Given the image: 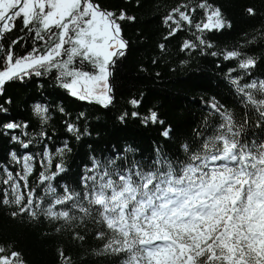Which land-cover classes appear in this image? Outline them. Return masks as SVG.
<instances>
[{"label":"snow or ice","instance_id":"6c2138e0","mask_svg":"<svg viewBox=\"0 0 264 264\" xmlns=\"http://www.w3.org/2000/svg\"><path fill=\"white\" fill-rule=\"evenodd\" d=\"M197 9L204 11V17L194 22ZM247 11L254 14L251 8ZM125 19L135 17L127 16L124 11L119 14L106 11L94 0H0V53L3 54L0 95L4 94L7 82L47 77L55 72L58 85L71 96L107 108L114 99L109 84L111 69L128 48L120 23ZM17 21L20 31L33 37L31 51L22 56L13 49L23 37L13 39L5 50L6 35L17 28ZM162 23L169 29L165 40L185 30V26L192 32L193 39L186 40L181 51L204 52L213 47L204 38L205 32L231 27L221 10L209 0L193 7L182 3L168 12ZM158 47L163 51L165 44ZM210 54L217 55L215 51ZM223 59H238V68L242 70L254 68L257 63L241 50L227 51ZM85 65L92 70L86 71ZM236 71L230 69L229 75ZM242 80L238 75L229 83L242 97L241 103L255 110L258 116L255 126L261 127L264 98L257 99V94L264 97V79H249L244 83ZM129 103L138 108L141 100L133 98ZM208 107L219 115L221 122L198 144L182 143L179 151L183 158H172L157 149L150 161L132 159L118 164L117 161H127L128 157L114 149L113 156L90 157L91 163L85 166L80 178V190L64 184L58 192L53 184L66 171L62 158L71 151L67 142L55 152L46 145L39 160L32 153L18 155L13 150L9 153V163L0 164V171L6 177L0 180L4 186L0 203L18 209L12 212L13 217L27 214L36 219L39 213L69 224L86 222L95 208L98 222L111 234L102 252L124 254L123 264H264V141H242L247 119L237 126L232 113L218 102L213 101ZM33 111L41 124H47L50 118L47 104L36 103ZM59 111L63 113L64 109ZM0 113H7L3 105ZM83 116L81 113L76 119ZM129 117L140 118L145 125H164L156 110H149L143 116L138 111L123 112L118 120L123 123ZM0 127L5 134L12 132L11 141L22 149L32 145V139L27 142L22 139L28 136L23 131L28 128L27 123L10 121ZM66 128L80 139V129L75 123L66 122ZM16 130L22 131L17 135ZM170 131L165 127L161 135L167 139ZM38 135L50 139L47 132ZM122 151L132 153L133 149ZM56 157L61 160L53 172L51 167ZM37 163L42 169L37 184L44 186L39 196L36 187H29V177ZM96 236L104 240L106 232L98 231ZM0 264L24 262L19 252H7L0 246ZM65 264H70V260L65 258Z\"/></svg>","mask_w":264,"mask_h":264},{"label":"trees","instance_id":"16d2710c","mask_svg":"<svg viewBox=\"0 0 264 264\" xmlns=\"http://www.w3.org/2000/svg\"><path fill=\"white\" fill-rule=\"evenodd\" d=\"M106 11L119 14L124 11L134 20L120 21L123 38L128 42L126 54L116 60L113 71V95L111 105L105 108L96 102L81 101L61 88L55 72L47 77H31L23 81L13 80L5 84V92L0 95V105L7 113H0V125L10 121L27 123L28 136L22 137L27 142L32 139L29 149L24 150L10 139L12 132L5 134L0 127V164L10 161L9 153L13 150L18 155L32 153L39 160L45 146L55 152L65 142L71 148L63 156L66 171L53 181L58 192L61 185L67 184L80 190V178L85 166H89L90 157L103 159L113 156V150L132 159L150 161L159 149L172 158H183L179 151L182 143L198 144L204 136L211 135L221 122L219 115L208 105L213 101L227 108L233 115L237 126L247 119V126L241 134V140L255 139L264 141V125L256 127L257 113L252 106L245 107L229 80L242 76V83L249 79H264V0H209L213 7L221 10L223 17L231 27L222 31L205 32L204 38L213 47L201 52L181 51L186 40H192V32L185 30L165 40L169 29L162 23V18L174 7L182 3L195 6L202 0H94ZM254 11L253 15L248 9ZM204 17V11L197 9L194 22ZM199 35V33H197ZM23 37L13 51L24 55L31 51L33 37L26 31L21 32L19 21L17 28L6 35L5 50L13 40ZM163 43L162 51L158 46ZM230 50H241L245 56L254 57L256 66L249 70L238 68V59L224 60L223 54ZM215 51L216 56L210 53ZM3 54L1 53L0 59ZM153 61H156L153 63ZM237 71L229 75V70ZM86 71H91L85 65ZM159 74V75H157ZM141 100L138 108H133L129 101ZM264 98L257 94V99ZM10 100L11 103H5ZM47 104L50 108L47 124H41L35 115L33 105ZM60 108L64 112L59 111ZM149 110H156L164 125L151 123L145 125L140 118L129 117L123 123L118 117L123 112L138 111L141 116ZM81 113L84 116L80 119ZM67 123H75L80 129V139L69 133ZM170 128V137L164 138L162 130ZM22 130H16L17 135ZM40 132H47L48 138L41 139ZM199 133V136L197 135ZM131 147L132 153L122 150ZM60 157L53 159L51 171L56 170ZM18 167V166H16ZM15 172V167L12 169ZM39 163L29 177V187H36V194L42 195L43 185H38ZM6 178L0 171V180ZM0 183V191L3 189ZM23 187V186H22ZM2 199V196H0ZM48 198L45 197V203ZM18 211L14 205L0 203V246L7 252L17 251L24 264H123L124 254L112 255L102 252L111 234L107 232L92 209V216L84 223H66L47 219L38 213L36 219L27 214L12 216ZM78 216L79 213H76ZM105 231L104 240L96 233ZM77 236L84 237L83 240ZM61 253L64 255L62 256Z\"/></svg>","mask_w":264,"mask_h":264},{"label":"water","instance_id":"95a60500","mask_svg":"<svg viewBox=\"0 0 264 264\" xmlns=\"http://www.w3.org/2000/svg\"><path fill=\"white\" fill-rule=\"evenodd\" d=\"M0 55H1V53H0ZM111 71H112V69H111ZM109 84L112 88V95H113V71H112V75L110 76V79H109ZM113 97H114V95H113Z\"/></svg>","mask_w":264,"mask_h":264}]
</instances>
